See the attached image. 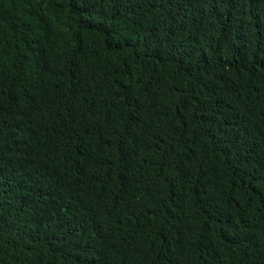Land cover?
Instances as JSON below:
<instances>
[{
  "label": "trees",
  "instance_id": "obj_1",
  "mask_svg": "<svg viewBox=\"0 0 264 264\" xmlns=\"http://www.w3.org/2000/svg\"><path fill=\"white\" fill-rule=\"evenodd\" d=\"M0 264H264V0H0Z\"/></svg>",
  "mask_w": 264,
  "mask_h": 264
}]
</instances>
